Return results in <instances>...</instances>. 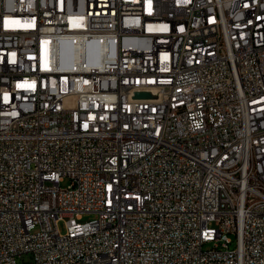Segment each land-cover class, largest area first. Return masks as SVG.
<instances>
[{"label": "built area", "instance_id": "built-area-1", "mask_svg": "<svg viewBox=\"0 0 264 264\" xmlns=\"http://www.w3.org/2000/svg\"><path fill=\"white\" fill-rule=\"evenodd\" d=\"M0 264H264V0H0Z\"/></svg>", "mask_w": 264, "mask_h": 264}, {"label": "rangeland", "instance_id": "rangeland-1", "mask_svg": "<svg viewBox=\"0 0 264 264\" xmlns=\"http://www.w3.org/2000/svg\"><path fill=\"white\" fill-rule=\"evenodd\" d=\"M61 184H63V183H61ZM91 217H93L91 214H85V215H83V219H88V218H91ZM58 228H59V230L60 231H62L63 230V225H62V223L61 222H59L58 223ZM26 257H24V261H26Z\"/></svg>", "mask_w": 264, "mask_h": 264}, {"label": "water", "instance_id": "water-1", "mask_svg": "<svg viewBox=\"0 0 264 264\" xmlns=\"http://www.w3.org/2000/svg\"><path fill=\"white\" fill-rule=\"evenodd\" d=\"M149 94L148 93H146V92H136L135 94H134V96H136V97H143V96H148Z\"/></svg>", "mask_w": 264, "mask_h": 264}]
</instances>
